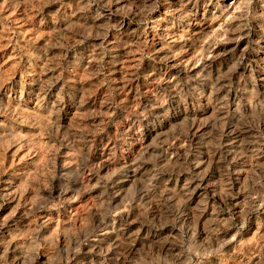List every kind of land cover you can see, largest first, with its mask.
<instances>
[{
    "label": "rangeland",
    "instance_id": "rangeland-1",
    "mask_svg": "<svg viewBox=\"0 0 264 264\" xmlns=\"http://www.w3.org/2000/svg\"><path fill=\"white\" fill-rule=\"evenodd\" d=\"M0 1V264H264V0Z\"/></svg>",
    "mask_w": 264,
    "mask_h": 264
},
{
    "label": "bare ground",
    "instance_id": "bare-ground-1",
    "mask_svg": "<svg viewBox=\"0 0 264 264\" xmlns=\"http://www.w3.org/2000/svg\"><path fill=\"white\" fill-rule=\"evenodd\" d=\"M187 2V1H186ZM0 3H1V1H0ZM102 4V3H101ZM124 5V4H123ZM32 6V5H31ZM75 7V6H74ZM9 9V8H8ZM9 12V11H8ZM186 12V11H185ZM27 16V15H26ZM231 16V15H230ZM31 18V17H30ZM186 19V18H185ZM192 19V18H191ZM199 23V22H198ZM198 23H196V24H198ZM203 24V23H202ZM90 25V24H89ZM201 25V24H200ZM97 26V25H96ZM203 26V25H202ZM53 27V26H52ZM195 27V26H194ZM225 28V27H224ZM197 29V28H196ZM202 29V28H201ZM203 29H204V27H203ZM167 30V29H166ZM202 31V30H201ZM206 31V30H205ZM167 32V31H166ZM165 32V33H166ZM194 32H196V31H194ZM39 33V32H38ZM168 33V32H167ZM197 33H198V31H197ZM170 34V33H169ZM172 34V33H171ZM86 35V34H85ZM165 35V34H164ZM173 35V34H172ZM172 35H170V36H172ZM176 35V34H175ZM166 36H169L168 34L166 35ZM168 37V39L170 40V42L171 43H173L174 41H175V39L173 38V37ZM237 36V35H236ZM207 38V37H206ZM181 40H183V39H181ZM161 41V40H160ZM162 42V41H161ZM167 42V41H166ZM169 43V42H168ZM168 43H167V45H168ZM180 43V42H179ZM177 44V43H176ZM175 44V45H176ZM162 45V44H161ZM173 45V44H172ZM166 46V45H165ZM169 46V45H168ZM174 46V45H173ZM177 46V45H176ZM167 48V47H166ZM176 48V47H175ZM178 48V47H177ZM174 49V48H173ZM186 49V48H185ZM128 50V49H127ZM167 50V49H166ZM170 51H172V50H170ZM175 51V50H174ZM140 52V51H139ZM161 53V52H160ZM168 55V54H167ZM174 56V55H173ZM168 58V57H167ZM90 60V59H89ZM191 62V61H190ZM130 66V65H129ZM82 67V66H81ZM129 79V78H128ZM51 108V107H50ZM255 120V119H254ZM84 122V121H83ZM46 150V149H45ZM14 159V158H13ZM34 174V173H33ZM8 193V192H7ZM14 236V235H13ZM24 261V260H23Z\"/></svg>",
    "mask_w": 264,
    "mask_h": 264
}]
</instances>
